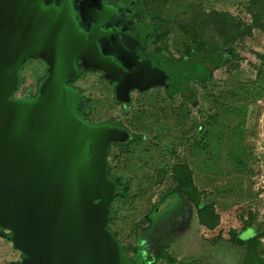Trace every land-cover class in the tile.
<instances>
[{
  "label": "rangeland",
  "instance_id": "obj_1",
  "mask_svg": "<svg viewBox=\"0 0 264 264\" xmlns=\"http://www.w3.org/2000/svg\"><path fill=\"white\" fill-rule=\"evenodd\" d=\"M135 10L154 17L158 51L182 61L190 49L218 47L225 58L205 82H189L191 99L153 86L132 90L129 105L114 101L101 71L80 69L72 85L88 101L82 118L119 120L138 136L108 148V171L127 190L111 204L108 227L137 264H264V0H139ZM45 69L26 59L12 97H35ZM177 163L191 169L197 203L173 177ZM0 233L11 251L2 264L19 262L10 231Z\"/></svg>",
  "mask_w": 264,
  "mask_h": 264
},
{
  "label": "water",
  "instance_id": "obj_2",
  "mask_svg": "<svg viewBox=\"0 0 264 264\" xmlns=\"http://www.w3.org/2000/svg\"><path fill=\"white\" fill-rule=\"evenodd\" d=\"M118 0H0V227L22 253L16 264H126L106 228L117 191L107 175L110 144L133 135L117 120L85 121L88 112L68 85L79 66L114 82V99L162 86L190 95L216 53L181 63L145 45L150 30ZM28 58L46 64L34 98L12 97Z\"/></svg>",
  "mask_w": 264,
  "mask_h": 264
},
{
  "label": "trees",
  "instance_id": "obj_3",
  "mask_svg": "<svg viewBox=\"0 0 264 264\" xmlns=\"http://www.w3.org/2000/svg\"><path fill=\"white\" fill-rule=\"evenodd\" d=\"M108 1V0H107ZM139 0H134L131 4V8H132V11H133V19L136 23H141L144 19H147V21L149 22V27H150V30L146 36V39H145V45L146 47H148L150 44L153 46L154 48V52L156 54H160V53H165L166 55H168L170 58H172L167 52H163V51H158V48H157V45L155 43V39H154V36H153V33H154V27H153V20H154V17L153 16H147V15H144V16H141L139 17L137 11L135 10V3H137ZM228 20L227 21V24L229 26H231V30L232 31H229L227 32L228 34H231L233 35L232 33L234 32L235 28L237 27L238 28V25L237 23L233 22V18L232 17H229L228 16ZM245 33V32H244ZM243 34V32H241V35ZM237 35V34H236ZM234 37H230L229 39H224V43L225 44H230L232 45V42L234 41ZM216 53L218 55V61L217 63H215L209 70L208 72L205 74V77L203 78V80L199 81L197 79H192V80H196L197 82L199 83H203L206 81V79L208 78V75H209V72L211 69L213 68H217L221 63L222 61L224 60L225 58V55L219 50L218 47H213V48H210V49H206V50H203V51H195L193 49H190L188 50L187 52V55H186V58H189L191 56H199V55H209L210 53ZM175 62L177 63H181L182 61H177L175 60L174 58H172ZM84 69V70H89V69H86L84 67H81L79 66V72L78 74L81 72L80 69ZM92 70H96V69H92ZM99 71V70H97ZM46 76V73L43 77V79L45 78ZM78 78V75L73 78L72 80L69 81L68 85L71 86L72 88L73 85H72V82H74L75 80H77ZM108 81V80H107ZM191 81V80H190ZM189 81V82H190ZM111 83L114 84V82L112 81H109ZM189 82H188V86H189V90H190V95L189 96H185L182 92H180V94L182 95V97H184L185 99H191L192 98V95H193V90L191 89L190 85H189ZM76 90V88H74ZM78 92V94L80 95L81 99L85 101L86 103V106L88 107V110H89V105H88V101L87 99H85V97L81 94L80 91L76 90ZM141 91V90H139ZM146 91V90H144ZM167 94V93H166ZM169 95V94H167ZM174 95V94H173ZM115 101V99H114ZM117 102V101H115ZM130 102H131V99H130ZM129 102V103H130ZM118 103H122V102H118ZM129 103H122L124 105H129ZM77 113L81 116V114H85L81 109L77 110ZM82 117V116H81ZM110 120H115V119H110ZM109 121V120H107ZM119 121V120H117ZM106 122V121H105ZM120 122V121H119ZM121 123V122H120ZM122 124V123H121ZM123 125V124H122ZM124 126V125H123ZM125 127V126H124ZM126 128V127H125ZM127 129V128H126ZM128 130V129H127ZM129 131V130H128ZM132 135H133V138L131 140H129L128 142H125V143H120V144H116V145H122V144H128V143H131L135 140L138 139V136L135 135L134 133H132L131 131H129ZM109 150V149H108ZM107 154H108V151H107ZM107 175L112 178L115 182V185L117 187V191L116 193L114 194L111 202H110V205H109V214H108V217H107V220H106V228L112 233V235L114 236V238L116 239V236L115 234L110 230V228L108 227V222L111 220L112 218V211H111V204L113 203V201L116 199V198H122V197H125L126 194H127V190L125 188V186L123 184H121L119 182V180L117 179V177H115L114 175H111L108 171V163H107ZM172 175L174 178L177 179L178 181V186L180 188V190L182 191V193L186 196L187 199H189L190 201L192 202H196L198 200V194H199V191L197 190L196 186L194 185L193 181H192V172H191V169L189 168V166L185 163H177L173 166L172 168ZM197 203V202H196ZM197 206V215H198V220L202 223V224H207V220H208V214H206L205 210L207 209L206 206H201L199 204L196 205ZM209 211L210 213L209 214H213V209L212 208H209ZM10 236V235H9ZM117 241V239H116ZM118 242V241H117ZM118 244L120 245V243L118 242ZM121 246V245H120ZM122 247V246H121ZM123 249V247H122ZM124 253V252H123ZM125 256V255H124ZM126 258V264H137L138 263V260L137 261H130L129 259ZM170 263H172V259H169L168 260ZM180 264V263H179Z\"/></svg>",
  "mask_w": 264,
  "mask_h": 264
},
{
  "label": "crops",
  "instance_id": "obj_4",
  "mask_svg": "<svg viewBox=\"0 0 264 264\" xmlns=\"http://www.w3.org/2000/svg\"><path fill=\"white\" fill-rule=\"evenodd\" d=\"M3 228L0 227V230H2ZM1 233H0V264H2L3 260H8L9 259V255H10V249L8 247L7 242L3 241L1 239ZM11 241V239H9ZM12 244V242H11ZM12 250L14 251V253H12V257H15L16 251L17 249L13 246L12 244ZM17 261H12L10 264H16Z\"/></svg>",
  "mask_w": 264,
  "mask_h": 264
},
{
  "label": "flooded vegetation",
  "instance_id": "obj_5",
  "mask_svg": "<svg viewBox=\"0 0 264 264\" xmlns=\"http://www.w3.org/2000/svg\"><path fill=\"white\" fill-rule=\"evenodd\" d=\"M118 0H103V2H106L107 4H109V5H114L116 2H117ZM32 98H34V97H32Z\"/></svg>",
  "mask_w": 264,
  "mask_h": 264
}]
</instances>
